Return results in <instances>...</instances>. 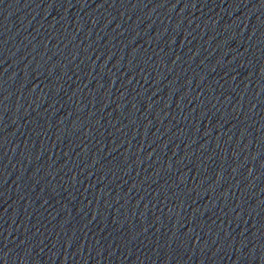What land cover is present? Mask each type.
I'll use <instances>...</instances> for the list:
<instances>
[{
  "label": "water",
  "instance_id": "95a60500",
  "mask_svg": "<svg viewBox=\"0 0 264 264\" xmlns=\"http://www.w3.org/2000/svg\"><path fill=\"white\" fill-rule=\"evenodd\" d=\"M0 264H264V0H0Z\"/></svg>",
  "mask_w": 264,
  "mask_h": 264
}]
</instances>
